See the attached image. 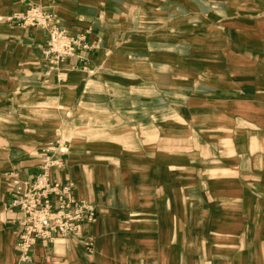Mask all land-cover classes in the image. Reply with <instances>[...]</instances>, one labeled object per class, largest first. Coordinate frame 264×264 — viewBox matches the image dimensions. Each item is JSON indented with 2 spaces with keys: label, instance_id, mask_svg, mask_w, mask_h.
<instances>
[{
  "label": "crops",
  "instance_id": "0c3cea01",
  "mask_svg": "<svg viewBox=\"0 0 264 264\" xmlns=\"http://www.w3.org/2000/svg\"><path fill=\"white\" fill-rule=\"evenodd\" d=\"M31 5L92 44L62 66L65 79L76 75L57 101L70 99L73 135L61 180L53 173L95 204L96 219L79 237L24 254L13 215L0 228V264H264V28L228 27L248 50L227 49L223 64L187 65L138 40L139 21L123 24L112 0H7L0 84L8 89L21 80L61 84L43 56L48 31L14 17ZM193 49L194 64L218 51L197 58L202 48ZM47 94L41 88L35 101ZM22 142L8 180L11 171L38 173L59 143ZM9 185L0 184V204L13 200Z\"/></svg>",
  "mask_w": 264,
  "mask_h": 264
},
{
  "label": "rangeland",
  "instance_id": "374dc122",
  "mask_svg": "<svg viewBox=\"0 0 264 264\" xmlns=\"http://www.w3.org/2000/svg\"><path fill=\"white\" fill-rule=\"evenodd\" d=\"M112 1L117 4L115 12L118 13L117 18L123 24L129 20L135 23L139 21L138 32L141 37L138 40L148 44L153 43L157 52L170 55L172 63L198 66L223 64L226 62L224 54L227 53V49L248 50L242 42L235 41L234 43L233 39L229 38L235 34L230 28L240 31L248 28L259 31L264 28V0ZM6 2L7 0H0V6L3 8ZM124 26L130 29V25ZM194 46L202 48V51L197 52V58L208 56L207 52L212 48L218 50L217 55L211 58L206 57L194 64L195 62H190L191 60L186 58L191 55ZM92 69L94 71L95 67ZM64 70V68L57 67L53 70L57 74V84L61 83L59 87L56 85V88L47 82L44 84L42 80L30 83L21 80L15 88L14 83L9 89L0 84V184L1 182L3 185L10 183L7 188L10 192H14L20 177L11 171L9 176L7 175L8 180L4 172H8L6 167L9 157L15 156L17 152L19 154L22 149L26 148L22 141H29L33 143L32 146L35 144L36 147L40 144L54 145L56 140L70 144L73 135L70 134V130L71 132L73 130L72 123H70L72 115H70V99L63 102L57 101H61V88L75 81L76 75H70V78L65 79L68 72L65 75ZM41 88L48 90L43 104L35 101V96ZM4 134L9 137L10 143L3 139ZM91 158L99 159L97 156ZM92 165L100 166L99 162L92 163ZM55 170L61 180L62 173L59 171H63L64 167ZM12 201L7 197L6 201L0 204V228H3L2 223L8 224L10 217L18 214L17 209L12 206ZM95 219L96 215L93 223ZM6 234L8 235L9 232L7 231ZM70 237L76 236L61 237L57 240L70 239ZM85 242L87 247H94V239Z\"/></svg>",
  "mask_w": 264,
  "mask_h": 264
},
{
  "label": "built area",
  "instance_id": "2783aa9c",
  "mask_svg": "<svg viewBox=\"0 0 264 264\" xmlns=\"http://www.w3.org/2000/svg\"><path fill=\"white\" fill-rule=\"evenodd\" d=\"M14 17L25 26L48 31L43 56L51 68L62 67L79 48L92 47L84 35L70 34L54 12L40 5H31ZM68 152L69 146L59 142L53 153L43 154L39 172L20 177L15 186L12 206L18 213L17 247L24 254L37 244H50L66 236L79 237L84 226L94 221L95 204L76 197L74 182H62L54 176L55 169L64 167Z\"/></svg>",
  "mask_w": 264,
  "mask_h": 264
},
{
  "label": "bare ground",
  "instance_id": "6f19581e",
  "mask_svg": "<svg viewBox=\"0 0 264 264\" xmlns=\"http://www.w3.org/2000/svg\"><path fill=\"white\" fill-rule=\"evenodd\" d=\"M60 68H62V67H60ZM66 75V74H65ZM61 97H63L62 95H61Z\"/></svg>",
  "mask_w": 264,
  "mask_h": 264
}]
</instances>
